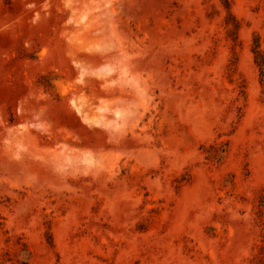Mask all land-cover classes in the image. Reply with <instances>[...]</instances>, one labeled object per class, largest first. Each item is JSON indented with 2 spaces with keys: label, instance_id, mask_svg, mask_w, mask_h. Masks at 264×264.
<instances>
[{
  "label": "rangeland",
  "instance_id": "rangeland-1",
  "mask_svg": "<svg viewBox=\"0 0 264 264\" xmlns=\"http://www.w3.org/2000/svg\"><path fill=\"white\" fill-rule=\"evenodd\" d=\"M0 264H264V0H0Z\"/></svg>",
  "mask_w": 264,
  "mask_h": 264
}]
</instances>
